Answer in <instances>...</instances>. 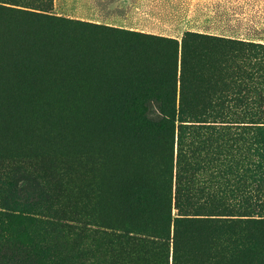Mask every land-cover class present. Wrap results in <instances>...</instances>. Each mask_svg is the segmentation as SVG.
Returning a JSON list of instances; mask_svg holds the SVG:
<instances>
[{"label":"rangeland","instance_id":"rangeland-1","mask_svg":"<svg viewBox=\"0 0 264 264\" xmlns=\"http://www.w3.org/2000/svg\"><path fill=\"white\" fill-rule=\"evenodd\" d=\"M98 1L52 0L50 14L55 19L62 18L64 22L86 25L67 32L68 37L74 36L78 42L90 41L91 55L95 54L92 46L103 47L104 52H109L112 57L110 61L103 60L105 65L89 71L82 69L84 75L78 73L82 80L78 79L74 83L71 80L68 83L66 80L56 83L48 81L50 91L47 94H26L30 92L28 89L25 92L27 85L30 86L35 80L30 65L27 67L31 76L24 64L23 77L13 82L5 79L4 84L0 73V167L4 158H24L32 165L31 173L40 178L49 191L48 203L39 202L32 212L31 221H12L5 214L18 204L30 205L32 196H15L6 180L0 179V264H173L175 252L180 264L185 263V260H181L186 259L185 254L190 255L192 264H201L204 258H210L218 252L215 246L220 235L212 227L200 222L171 224L167 237L161 240L157 238L156 231H152L157 226L156 222L141 223L132 218V195L141 189L144 194L160 190L166 193L175 184L177 134L164 132L155 135L139 130L125 115L132 106L140 111L146 105L147 110H150L154 98L148 93L149 97L146 98L140 92L169 83L170 79L163 73L161 81L155 77L165 69L158 60L171 53L167 44L158 42L160 38L176 42L179 58L185 34L264 44V0H108L109 4L100 5ZM29 18L35 20L25 18L24 25L52 30L49 19ZM20 20L19 14L0 13V23L3 25H17ZM130 34H140L156 41L138 44L137 39L129 37ZM49 36L52 42L51 33ZM61 42L60 37L54 42V48L66 47L59 45ZM126 44L144 48L145 51L142 54L138 51L126 52ZM196 46L189 42L186 57L195 52ZM88 48L84 45L81 51L86 53ZM194 59L202 64L200 55H194ZM136 62H145L152 70L156 66L159 73L154 72L151 82L139 77L131 80L138 71ZM225 66L215 70L217 88L222 90L232 87L234 82L228 79L229 71L224 70ZM97 80L105 81L104 89L99 92L92 88L93 82ZM7 83L16 85L17 91L23 96L4 94V91H8L5 89ZM183 85L189 92L194 87H205L208 81L198 75H190ZM86 94H101L100 103L89 106L94 113L101 111L100 132L90 133L83 121L84 111L89 105ZM181 95L176 94L177 109ZM13 96L21 98L22 106H12L9 97ZM183 96L188 112L180 116V121L186 122L177 123V127L189 126L192 124L190 122H211L209 116L220 111L219 108L214 110L210 107L208 99L200 95H194V103L189 108L187 100L190 95ZM28 98L29 103L26 101ZM25 101L27 106L23 108ZM247 143L248 139L240 143L247 149L235 152V158L243 167L241 172L248 168L246 162L251 157ZM118 164H126V171L117 173ZM189 164L186 168L192 172L195 164ZM248 181L249 178H246L245 183ZM194 203L202 208L200 215H216L222 208L229 207L239 209L244 214L253 206L252 202L240 198L221 202L200 197ZM171 214L173 219L178 217L176 210ZM58 216L62 219L72 216L75 220L84 221L87 224L86 231L80 234L73 232L67 239L53 226ZM109 228L114 229L116 234L123 229L141 232L150 240L153 238L156 245L147 248V262L136 259L125 262L115 257V250L112 251L106 238L100 234L109 232ZM225 239L229 240V237ZM13 246L15 261L11 263ZM236 264L248 262L240 259Z\"/></svg>","mask_w":264,"mask_h":264},{"label":"trees","instance_id":"trees-1","mask_svg":"<svg viewBox=\"0 0 264 264\" xmlns=\"http://www.w3.org/2000/svg\"><path fill=\"white\" fill-rule=\"evenodd\" d=\"M2 12L19 14L21 20L17 25L6 26L0 23L1 77L4 84L5 79L7 82H13L14 79L23 77L25 69L31 76L27 67L30 65L34 70L35 80L30 86L27 85L25 92L28 90L30 92L26 94L49 93L48 81L55 83L58 80H66L67 83L68 80L73 83L78 79L80 81L82 80L80 75H84L82 69L86 71L98 69V66L105 65V62L112 58L101 46L100 48L92 46L95 54L91 55L90 41L78 42L75 40L76 37H68L67 32L70 33L72 29L81 26L83 28L86 25L72 24L64 22L62 18H53L50 14L52 0H0V13ZM29 16L49 19L52 30L24 25L25 18L35 20ZM49 32L52 42L49 40L51 39ZM60 37L62 42L59 45L66 47L55 49L53 44ZM129 37L137 39L138 44L148 40L156 41L154 38L149 39L140 34H130ZM159 41L167 44L171 50L170 56L158 60L164 65V71L159 73L156 66L152 70L149 64L137 63L139 61L137 60L138 71L133 74L131 80L139 77L146 82H151L154 72H158L160 75L156 74L155 77L161 81L163 73V76L167 75L170 79L169 83L157 89L142 90L140 93L145 94L146 98L149 97L148 95L154 98V105L150 107V110H147V106L144 105L140 111L132 106L125 117L131 120L139 130L155 135L164 132L177 134V173L175 184L166 193L160 190L144 194L141 189L136 192L137 194L132 195L134 206L132 218L141 223L156 222L157 226L152 231H156L157 238L161 240L167 237L171 224L200 222L212 227L220 235L218 244L215 246L218 252L210 258H204L201 264H236L240 259L248 264H264V44L209 35L185 34L179 58L175 41L161 38ZM189 42L197 46L194 47L195 52L186 57V47ZM84 45L89 47L86 53L81 51ZM44 46H48L46 50L43 49ZM124 49L126 52L138 51L140 54L145 51L144 48L132 47L128 44L124 46ZM196 54L200 55V61L204 65L195 61ZM179 62L180 78H178ZM140 63H143V66H140ZM224 64L226 65L224 70L229 71L228 79L234 81L232 87L225 88L226 90L217 88L215 77L217 73L215 70ZM190 75L205 78L208 85L203 88L194 87L187 92L183 83ZM104 82L94 81L92 88L99 92L104 89ZM5 89L8 91H4V94L23 96L14 84L10 86L7 83ZM129 91L132 90L129 89ZM176 94H182L179 109L176 105ZM183 94L190 95L187 100L189 108L194 103V95L197 97L200 95L203 99H208L210 107L214 110L219 108L220 111L209 116L211 122H190L192 124L189 126L177 127V123L186 122L180 121V116L188 112L185 109L186 100ZM191 94L194 95L191 96ZM86 95L89 105L84 111L83 121L90 133L100 132L101 128L98 126L101 125V111L95 114L92 107L100 103L101 94ZM9 100L14 108L18 105L22 106L21 98L13 96V98L9 97ZM26 101L29 103L30 99ZM26 101L23 108L27 106ZM90 105L91 109H89ZM93 137L97 140L95 135ZM246 139H248V151L251 157L246 162L248 168L241 172L243 167L241 168L240 162L235 158V152L246 148L245 145H240ZM191 162H194L195 167L192 172H189L186 166L189 167ZM31 168V163L21 157L4 158L1 164L0 179L6 180L12 193L19 198L32 196L30 205L18 204L12 209L13 211L5 214L9 220L31 221L32 212L39 202L48 203L49 191L46 186H43L40 178L31 173ZM116 169L117 173H123L126 171V164H118ZM246 178H249L248 183H245ZM200 197L214 198L221 202L240 198V200L252 202L253 206L244 214L239 209L229 207L222 208L216 215L208 213L200 215L202 208L194 203ZM173 210L178 213L175 219L171 214ZM196 216L204 218L195 219ZM78 220L72 216H69V219L58 216L53 226L68 239L73 232L80 234L86 231L87 224ZM107 230L109 232L100 234L106 238L112 251L115 250L114 253L117 254L115 257L125 262L134 259L147 262L149 254L146 253L147 248L156 245L152 241L153 238L150 240L141 232L134 233L122 229L116 234L112 228ZM226 236L229 240L225 239ZM11 250L10 261L13 263L15 261L14 246ZM162 253L163 250L160 253L161 260ZM173 256V264H180L176 252ZM185 257L186 259H181L185 260L184 264H192L190 255L185 254Z\"/></svg>","mask_w":264,"mask_h":264},{"label":"crops","instance_id":"crops-1","mask_svg":"<svg viewBox=\"0 0 264 264\" xmlns=\"http://www.w3.org/2000/svg\"><path fill=\"white\" fill-rule=\"evenodd\" d=\"M98 4H109V1L108 0H99L98 1ZM108 9L110 10V8L108 7Z\"/></svg>","mask_w":264,"mask_h":264}]
</instances>
